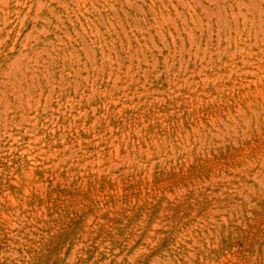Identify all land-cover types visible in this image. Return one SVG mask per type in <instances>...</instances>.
I'll return each mask as SVG.
<instances>
[{"label": "rangeland", "instance_id": "rangeland-1", "mask_svg": "<svg viewBox=\"0 0 264 264\" xmlns=\"http://www.w3.org/2000/svg\"><path fill=\"white\" fill-rule=\"evenodd\" d=\"M0 264H264V0H0Z\"/></svg>", "mask_w": 264, "mask_h": 264}, {"label": "bare ground", "instance_id": "bare-ground-1", "mask_svg": "<svg viewBox=\"0 0 264 264\" xmlns=\"http://www.w3.org/2000/svg\"><path fill=\"white\" fill-rule=\"evenodd\" d=\"M14 66V65H13ZM25 69V68H24ZM24 76V75H23Z\"/></svg>", "mask_w": 264, "mask_h": 264}]
</instances>
